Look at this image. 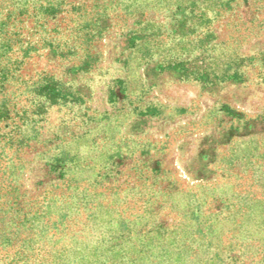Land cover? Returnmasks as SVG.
<instances>
[{
    "label": "rangeland",
    "instance_id": "rangeland-1",
    "mask_svg": "<svg viewBox=\"0 0 264 264\" xmlns=\"http://www.w3.org/2000/svg\"><path fill=\"white\" fill-rule=\"evenodd\" d=\"M0 264H264V0H0Z\"/></svg>",
    "mask_w": 264,
    "mask_h": 264
}]
</instances>
